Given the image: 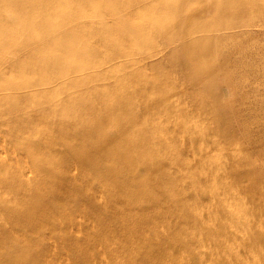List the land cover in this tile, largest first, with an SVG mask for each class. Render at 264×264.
I'll return each mask as SVG.
<instances>
[{"label":"rangeland","instance_id":"374dc122","mask_svg":"<svg viewBox=\"0 0 264 264\" xmlns=\"http://www.w3.org/2000/svg\"><path fill=\"white\" fill-rule=\"evenodd\" d=\"M7 1L0 0V264H229L233 255L229 258L221 250L227 243L232 253L234 248L242 247L264 255V206L261 207L264 205V6L255 0L251 1L250 11L255 24L248 25L249 12L234 0H190L187 10L181 9L179 0H67L70 5L66 10L62 8L65 13L84 11L83 16L75 21L78 35L71 38L79 44V49L88 45L86 50L91 52L93 58L106 57L108 61L120 62L119 71L102 80L103 86L113 94L112 98L116 96L123 103L120 96L125 86L124 63L129 62L132 68L143 71L149 79L160 81L163 91L168 92L166 96L163 94L164 99L154 93L151 97L154 103L149 105V110L163 108L165 104L180 109L175 122L169 123L164 119L162 123L170 128L168 135L172 148L178 151L177 156L192 166L181 170L178 166L173 168L180 179L171 184L168 196H162L160 205L149 204L145 200L149 194L159 195L161 190L160 184L149 182L143 187L141 195L131 196L129 206L125 205L126 183L144 177L148 172L160 178L165 177L161 168L139 164L141 158L138 155L128 154V165H119L121 181L116 188L113 186L116 176L112 174H106L105 178L99 177L97 182L93 181L105 169V162L100 157L98 168L81 165L73 157L46 165L44 167L50 176L41 173L33 163L31 151L47 160L55 147L61 150L58 145L53 144L52 149L46 146L50 135L54 133L52 130L46 136H41L37 129L57 117L50 108L67 96L69 81L63 83L60 78L49 80L50 85L58 84L54 91L55 100L51 98L41 105L46 107L45 111L37 105L40 94L24 96L20 94L23 92L21 89H9L8 86L3 87L2 83L9 79L20 83L31 77L32 73L23 74L21 63L30 64L39 74L41 71L45 78L59 70L69 71L72 64L60 57L57 63L53 62L48 47H43L42 53L38 55L32 46H24L23 41H27V38H41L43 43L46 38L55 39L56 42L50 43L54 45L52 52L59 54L64 51L66 42L58 29L50 37L41 21L35 19L33 22L32 17L26 14L16 16L15 13L20 12L18 10L6 16L3 9ZM59 1L61 4L63 0ZM205 2L210 4L206 22L215 19L224 27L238 23L244 25L211 32V36L205 38L214 40L200 39L188 49L186 44L178 40L177 33L192 24V18L204 16L202 8ZM133 4L145 6V15L142 16L147 28L144 32L133 30V23H138L134 19L135 15L133 18L122 12L125 5ZM236 18H241L240 22H236ZM31 21L37 30L34 35L27 34L24 26ZM3 22L7 24L5 27ZM83 39H88V42L84 43ZM126 50H132L134 54L131 57L125 55ZM114 55L116 58L111 59ZM11 61L21 62L11 67ZM106 63L95 69H101ZM116 77H120L122 84L113 83ZM74 89L76 98L82 99L86 109L94 113L90 114L97 123L101 119L99 114L107 106L102 102L95 83L76 86ZM133 102L140 113L145 110L144 100L136 98ZM83 118L89 120V116L84 113ZM113 122L123 128L119 120ZM67 123V136L58 135L56 140L65 143L80 130L78 122L72 117ZM152 123L147 122L143 126L154 128ZM110 126L107 125V130L113 140H121L128 134L123 129L118 132ZM81 134L98 142L101 138L109 137L104 134L97 137L87 132ZM154 137H162L156 129L151 138ZM191 141H203L201 150L204 154L199 152L198 146L193 150ZM105 142L109 143L108 140ZM76 149L73 147V150ZM135 159L139 165L133 163ZM201 184L207 185H203L206 189H202ZM194 185L202 186L197 196L194 194ZM210 187H213L214 197L208 193ZM111 190L113 197L107 195ZM205 190L206 193H203ZM183 192L188 193L186 196L191 201H206L205 211L207 206H213V210H203L202 217L189 213L180 199ZM165 197L166 202L163 200ZM224 198L227 200L226 208L233 210L231 218L223 216L216 204ZM257 205H261V208ZM174 207L179 210L175 211ZM164 208H171V211ZM253 208L259 209L258 212ZM243 211L251 218L255 215L254 220L249 217V220L245 219L246 213ZM145 215L148 221L142 224L140 222ZM184 219L189 220L192 229L199 232L194 230L196 233L193 235L188 232L184 234ZM252 227L255 230L258 228L260 232H255ZM179 230L180 233L177 232ZM183 235L187 239L185 243L182 242L186 240ZM217 235L219 238H215ZM236 235L242 236V239ZM251 240L253 244L248 243ZM212 243L216 245L212 246ZM245 243L246 247H243ZM256 244L257 247L254 246ZM192 248L199 254L191 259ZM256 257H248L246 264H256Z\"/></svg>","mask_w":264,"mask_h":264},{"label":"bare ground","instance_id":"6f19581e","mask_svg":"<svg viewBox=\"0 0 264 264\" xmlns=\"http://www.w3.org/2000/svg\"><path fill=\"white\" fill-rule=\"evenodd\" d=\"M75 1L77 2V0H75ZM128 1L131 2V0H128ZM234 1H236L238 4H240V6L244 7L245 8L244 10H247L249 12L248 14H250V15L248 18V22H250V23H248V25L249 24H251V25L255 24V22H254L255 18L250 11V3L252 0H234ZM255 1L257 3H259L261 6H264V0H255ZM179 2L181 4V9L187 10V5L190 2V0H179ZM69 5H70V2H68L67 0H63L61 4H60L59 0H15V1L8 0L7 5L3 9V13L6 14V16H7V14H12L16 10H18L20 12L15 13L16 16H20V15L22 16V15L26 14L27 17L28 16L32 17L33 22H35V19H38L39 21L42 22L43 27L47 28V34L50 37L55 34V29H58L59 33L61 35H63L62 36L63 41L66 42L64 51L60 50V51H63L62 53L58 54L56 52L55 53L52 52V48L54 45H51L50 43L56 42L55 39L47 40L48 38H46L45 39L46 41L43 43V40L41 38H27V41H23L24 46H26V47L32 46L37 51L38 55L42 53L43 47H46V48L48 47L49 48V54H50L49 57L53 59V62L57 63V60L60 57L63 59H68L72 64L71 67L69 68V71L63 72L62 70H59L56 73H54L53 75H50L49 77L45 78V77H43L41 71L39 74L35 70V68L33 66H31L30 64L21 63L20 66L22 67L23 74L32 73L31 77L21 80L20 83H16L12 79L6 80L5 82L2 83L3 87L8 86L9 89H12V88L21 89L23 92L20 94H22L24 96L33 97L35 94H40L41 97L37 100V105H39V107L42 109V111H45L46 107L41 106V105H43V103H45V102L50 101L51 98L53 100H55V95H54L55 92L54 91L57 90V84H58L56 82L54 85H50L49 80L51 78H53L54 80H56V78H60V79H62L63 83H67L69 81L68 82L69 87L68 88L66 87V89L68 90L67 96L65 98L62 97L56 104L51 105L50 111L57 117H54V119L51 120L47 125L41 126L37 129L41 136H46L48 134L49 130H52L54 133L52 135H50L46 146H48L50 149H52L51 146L54 147V145H58V146H60L59 148L61 150H58L55 147L54 148L55 151L52 152V156L47 158V160L43 159L39 153H36L33 151L30 152V157L33 160V163L35 164V166H37V169L41 173H45L48 176H50V172L48 170H46V168L44 167L46 165L56 163L60 160L66 159L68 157H73L81 165L91 166L92 168H98L99 167L98 157H100L105 162V169L103 172H101L99 174V176L97 178H94L93 181L97 182L98 180H100L101 177L105 178L106 174H108V175L112 174V175L116 176L115 181L113 182L114 183L113 186L116 188L117 183L118 182L120 183V181H121V178H120L121 173L119 172V165L120 164L126 165V166L128 165V160H127L128 154L138 155V157L140 156V158H141V159L139 158L140 159L139 164H142L145 166L149 165V166L161 168L164 171L163 175L165 177L160 178V177H157V175H155L154 173L148 172V174L146 176L141 177V178H135V179L131 180L130 183H126L125 192H126L127 196L125 198V205L129 204V206H130L131 196L133 197L136 194L141 195L142 194L141 192L144 189L143 187L149 185L150 183H152L154 185L160 184L161 190L159 191V195H154V193L153 194L147 193L149 195L148 196H146L147 194L145 195L147 197V199H145V200H146V202H149V204L154 203V204L160 205L159 201L162 198V196L163 195L168 196L167 194L169 193V189L171 187V184L178 182V180L180 179V175L173 172V168H176L178 166L181 170V169L185 168L186 166H192L191 163L185 162L186 160H182L177 156L176 152H178V151H176L172 148V146H171L172 141L170 140L169 135H168L170 128L168 126H166L164 123H162V121L164 119L169 123L175 122L176 117L179 115L180 109L178 110L173 105L170 106V104H165V105H163V108H157L156 105H153L157 109H154L153 111L149 110V105L154 103V102L152 103V101H151V99H152L151 97L153 96L154 93H157L158 95H160V99H161V97H162V99H164L163 94L166 96V94H168V92L163 91L160 81H158L157 79H155V80L149 79L146 75H144L143 71L132 68L129 62L124 63V65H125L124 73L126 74V76L123 79V81L125 83V86H124L122 95L120 96L123 103L121 104L116 96L114 97V98H116V100L114 98H112L113 94H111L106 89L107 87L103 86L104 83L102 80L108 75L111 77V74L114 73L115 71H119V67L121 66L120 62L117 64V63H114L112 61H108L106 59V57L98 58V59L93 58L91 52L86 50L88 45H85L84 47L82 46V48L79 49V47H80L79 44L74 42L73 39H71V38H75V36L78 35L77 29H76L77 24L75 23V21H77L78 17L83 16L82 13H84V11L80 10L77 12L75 11V12L65 13L63 11V9L64 10L68 9ZM246 6H247V9H246ZM209 8H210V4L205 2V6L202 8L203 12H205L204 16H202L200 18L198 16L195 18H192L191 20H194L193 23L188 24L183 31L177 33V34H179V36L177 37V38H179L178 40H181V44H186L188 49H190L191 46H193L194 42H197L200 39L214 40V38H205V37H210L211 32H214V31L226 28V27L227 28H233V27H238V26L244 25L243 23H241V24L238 23V24H233V25L231 24L229 26L224 27V25L221 22H219V20H215V19H213L212 21L206 22L208 19V17H206V14L208 13ZM145 11H146L145 6L140 5V4H138V5H136V4L125 5V7L122 9V12L124 15L130 14V15H132V17H133V15H135V18L134 17L133 18L138 20V23L137 22L133 23L134 24L133 30L138 31V32H144L147 28V22L145 21V18L142 16V14L145 15L144 14ZM138 13H139V16L137 15ZM202 15H203V13H202ZM125 17H127V16H125ZM185 17L187 19L189 18L187 16H185ZM240 20H241V18H236V22H240ZM32 21L24 24V26L27 29V34H29V35H34L37 33L36 27H35V25L32 24ZM85 24H82V25H85ZM6 25L7 24L5 22H3V26L5 27ZM83 42L87 43L88 39H83ZM166 47H168V46H166ZM194 50H197V49H194ZM126 54H128L131 57L134 54V52L132 50H126L125 55ZM115 58H116V55H114L111 59H115ZM11 62L13 65L11 67H14L15 64L17 65L21 61H11ZM104 63H106L107 65L103 66L99 70L95 69L96 67H98ZM79 64H81V67H79ZM36 76H38V77H36ZM112 81L116 85L122 84L120 77H116ZM91 82L95 83L96 87L98 88V91L100 92L99 96H100L102 102L104 101L103 103L106 104V106H107L106 109L101 112L102 114L101 113L99 114L101 116V119L97 123L95 122L96 120L94 121L93 116L90 114L92 112H89L86 109L83 100L80 98H76L77 97L75 95L76 93H74L75 92L74 88H76V86H80V85L81 86H87V84L91 83ZM92 85H94V84H92ZM166 88H168V87L166 86ZM135 97L138 98V100H144L146 102V105H145L146 111L143 110V112L141 111V113L138 111V108L135 105L136 103L133 102V101H136ZM174 99H175V97H174ZM105 100L108 102H106ZM164 101H167V100H164ZM32 105L35 106L36 104H32ZM83 113L87 114L89 116V120L83 118ZM92 114L94 115V113H92ZM140 115L142 116V118L140 117ZM90 116H92V118H90ZM71 117L78 122L77 126L80 130L76 131L74 134L71 135V137L68 138V139H71L73 142L68 141V139L65 140V143L67 144V148H66V144L62 140H56L55 138H57L58 135L67 136V134L69 132V125L67 123V120ZM141 119H143V121ZM114 120H119L120 122H122L123 128L121 126L118 127V125L115 122H113ZM158 121L160 123H158ZM147 122H153L152 124H153L154 128H149V129L144 128L143 124L145 125ZM107 125H111L110 127H113L118 132H120L121 129H123V131L127 132L128 134H125V137L121 138V140H118V139L113 140V138H111L112 136L109 134V130H107L108 129ZM155 129H156V131L161 133L162 137H156V138L154 137L153 139L151 138L154 134ZM80 132L81 133L87 132L89 134H95L97 137H100L101 134H104L105 136L108 135L109 137H108V139L101 138L100 142H98L96 139L89 137V136H86V135H83ZM124 139H125V141H124ZM144 139H146V140L144 141ZM106 140H108V142H109L108 144H106V142H105ZM168 140H170V142ZM202 144H203V141H201V142L200 141H198V142L191 141L190 142V145H191V147H193L192 148L193 150L197 149V146H198L199 152L201 154H204V152L201 150L202 146H204V144L203 145ZM61 147H63L64 149H62ZM73 147H76L77 149L73 150ZM172 151H175V152H172ZM220 157L221 156H219V158ZM207 159H208V157H207ZM210 161H208V162H210ZM135 162L138 164L137 159H135V161H133V163H135ZM194 162H195V160H194ZM214 162H216V161H214ZM207 164H209V163H207ZM136 170L138 171V169H136ZM133 171H135V170H133ZM199 171H201V170H199ZM212 171L213 170L211 169V173H212ZM200 173H202V172H200ZM216 173L218 174L217 177H219L218 169H217ZM132 174H134V173H131V175ZM134 175L132 178H134ZM214 177H215V175H214ZM191 184H192V182H191ZM205 184H201V185L203 186ZM213 184H214V182H213ZM119 185H117V186H119ZM190 186H189V188H192ZM202 186H195V185L193 186L194 194L196 196L199 195V193L201 192ZM205 186H207V185H205ZM212 188L213 187H210V190H208V193L214 197V193H213ZM202 189H206V188H204V186H203ZM206 191L207 190H205V192H203V193H206ZM112 193L113 192L111 190V192L107 195H109L110 197H113V195H111ZM160 194H162V195H160ZM187 194H185V192H183L182 195H180V197H181L180 199H181L182 203L185 204L184 206L186 207L187 211L189 213H195L198 216L202 217L203 216L202 215L203 210L205 209L204 206L206 205L205 204L206 201L204 203H201L200 199H199L200 202L195 201V200L191 201L192 199L190 200L189 197L186 196ZM227 196H228V194H227ZM163 200H164V202H166L167 197H165ZM231 200L232 201L229 200L230 203L232 204V202H233V204H234L233 199H231ZM226 201L227 200L225 198L220 199L219 201H217L216 204L218 205V207L222 211L223 216L226 215L227 217H230L233 210L229 211L226 208ZM237 204L240 206V203H237ZM174 206H176V205H174ZM257 206H259V205H257ZM260 206L258 207L259 209L261 207H263L264 205H262L261 207ZM170 207H171V205H170ZM212 207L208 208V206H207L206 211L205 210L204 211L205 212H211L213 210ZM133 209L137 210L136 208H133ZM166 209L171 211V208H164V210H166ZM173 209L175 211L179 210L178 208H175V207ZM253 209H252V211H253ZM259 209H257V210H259ZM263 209H261V210H263ZM117 210H119V209H117ZM257 210H255L256 213L258 212ZM184 211H186V210H184ZM252 211H250V213ZM244 213H246V212H244ZM253 213H254V211H253ZM253 213H251V215ZM176 214H178V213H176ZM135 215H137V214H135ZM243 215H241V216L243 217ZM252 216L254 217L255 215H252ZM182 217L185 218V215H183ZM247 217H249V215L246 213L245 219ZM256 217H257V214H256ZM259 217H261V216H259ZM249 218L252 219L251 216ZM179 219L181 220V217ZM197 219H196V221H197ZM225 219H227V218H225ZM240 219H242V218H240ZM229 220H231V219H229ZM253 220H254V218H253ZM255 220H256V218H255ZM147 221H148V218L145 215L140 223L143 224ZM183 221H184V223L182 225V228H183L182 230H184V234L186 232H188L189 234L191 233V235H193L192 233H194L195 231H198L195 229H194L195 230L194 231L192 229L193 225H191L189 220L184 219ZM199 221L201 224H203L201 222L202 220H199ZM216 221L220 222V220H216ZM216 221H215V223H216ZM240 221L244 222L243 219ZM204 224L206 225V223H204ZM243 224H245V223H243ZM227 225H226V228H228ZM238 225H239V223H238ZM240 225H241V223H240ZM157 226H158V224H157ZM256 226H258V223ZM201 227H202V225H201ZM217 227H218V225H217ZM197 228H199V227H197ZM245 228H246V225H245ZM212 229H214V228H212ZM252 229H253V227H252ZM206 230H207V228H206ZM240 230H242V229H240ZM240 230H239V232H240ZM253 230H255V229H253ZM256 230H255V232H257V233H258V231L260 232V230L258 228H256ZM235 231H237V230H235ZM177 232L180 233V230ZM211 232H212V230H211ZM216 232H215V234H216ZM232 232H231V234H233ZM247 232L249 233L248 230H247ZM188 233L186 234L187 237L189 235ZM205 233L207 234V231ZM164 234L166 235V233H164ZM260 234H256L255 236H257V235L260 236ZM221 235H223V233H221ZM241 235H242V233H241ZM242 236L236 235V237H238V238L241 237V239H242ZM176 237H178V236H176ZM191 237H193V236H191ZM196 237H198V236L196 235L195 238ZM217 237H218V235L215 236V238H217ZM255 238H257V237H255ZM185 239H186V237H185ZM204 239H205V237H204ZM236 240H237L236 242H238V239H236ZM219 241L221 242L222 240L220 239ZM219 241H218V243H219ZM242 241L240 244L241 246H242ZM253 241H254V239H253ZM253 241L248 242V243L253 244ZM182 242H184V243L187 242V239L183 240ZM201 242H203V241H201ZM175 244H177V243H175ZM246 244L247 243H245V246H243V247H246ZM172 245H174V244H172ZM214 245H216V243ZM214 245L212 243V246H214ZM201 246H202V243H201ZM201 246H198V247L201 248ZM232 246H233V243H232ZM237 246L239 247L238 244H237ZM254 246L257 247L258 244L254 245ZM172 248H175V247H172ZM195 248H197V247H195ZM195 248L194 249L192 248L190 250L191 259L193 257H197L199 254L198 252H196ZM200 248H198V249H200ZM215 248H216V246H215ZM230 249H231V247L229 246L228 243L221 247L222 252L224 251L227 255H229V258L233 255V259H229V264H246L248 257L253 256V255L257 256L256 257L257 258L256 264H264V255H258L256 252L248 250V249L244 250L242 247H239L238 249L234 248L235 249L234 253H232L230 251ZM259 249H261V248H259ZM215 250L216 249H214V251ZM218 251H219V249H218ZM229 251L232 254H230ZM224 252H223V254H224ZM170 253L171 252H169V254ZM208 255H209V253H208ZM218 256H219V254H218ZM209 257H210V255H209ZM212 259H214V258H212ZM215 259H217V258H215ZM189 260H190V258H189ZM219 261H221V260H219ZM202 262H203V260H202ZM209 262L211 263L212 261H209Z\"/></svg>","mask_w":264,"mask_h":264}]
</instances>
